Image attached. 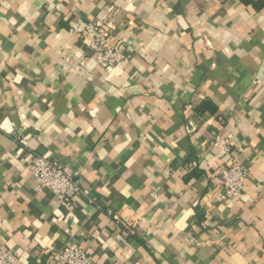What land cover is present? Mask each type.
<instances>
[{"label":"crops","instance_id":"crops-1","mask_svg":"<svg viewBox=\"0 0 264 264\" xmlns=\"http://www.w3.org/2000/svg\"><path fill=\"white\" fill-rule=\"evenodd\" d=\"M254 2L0 0V244L18 264H64L70 239L91 264H264ZM93 21L123 63L94 61ZM217 135L249 167L236 199L221 197L229 156ZM40 156L64 166L76 195L61 202L42 186Z\"/></svg>","mask_w":264,"mask_h":264},{"label":"built area","instance_id":"built-area-1","mask_svg":"<svg viewBox=\"0 0 264 264\" xmlns=\"http://www.w3.org/2000/svg\"><path fill=\"white\" fill-rule=\"evenodd\" d=\"M84 34L89 39L93 59L98 65L105 68L114 67L127 59L123 45L111 41L110 31L100 21L88 23L85 26ZM213 146L229 156V160L223 164L220 171L221 197L236 199L244 191L249 167L247 163L237 159V157L230 156L229 140L217 135L214 138ZM32 172L42 186L50 189L61 202L69 200L80 190L74 178L56 159L38 157L37 162L32 167ZM109 212L112 213L111 210ZM66 232L70 234L68 229ZM57 257L64 264H91L89 251L71 239L57 254ZM18 261V255L12 249L0 244V264H18Z\"/></svg>","mask_w":264,"mask_h":264},{"label":"trees","instance_id":"trees-1","mask_svg":"<svg viewBox=\"0 0 264 264\" xmlns=\"http://www.w3.org/2000/svg\"><path fill=\"white\" fill-rule=\"evenodd\" d=\"M244 1H246V2H252L251 4H255V2H254V0H244Z\"/></svg>","mask_w":264,"mask_h":264}]
</instances>
